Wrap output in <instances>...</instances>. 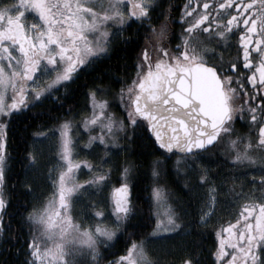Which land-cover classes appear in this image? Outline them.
<instances>
[{"label":"snow or ice","instance_id":"1","mask_svg":"<svg viewBox=\"0 0 264 264\" xmlns=\"http://www.w3.org/2000/svg\"><path fill=\"white\" fill-rule=\"evenodd\" d=\"M21 118L55 148L47 196L34 143L9 186ZM173 156L183 195L160 183ZM180 233H214L210 264H264V0H0V264H159Z\"/></svg>","mask_w":264,"mask_h":264},{"label":"trees","instance_id":"2","mask_svg":"<svg viewBox=\"0 0 264 264\" xmlns=\"http://www.w3.org/2000/svg\"><path fill=\"white\" fill-rule=\"evenodd\" d=\"M132 55H134V53H132ZM108 63H110V61L105 60L102 64H98L97 66L98 70L106 67ZM86 79H89V75L87 73H81L80 81L83 82ZM115 87L118 88L119 85H115ZM68 103H72V100L69 99ZM65 107H67V105H65ZM41 123H44L42 119H37L35 121L30 120L26 123L25 120L21 118L17 127L14 128L13 131L10 133L9 153H10V156L12 157V159L9 161L11 175H12V179L9 180L10 187H12L15 184L18 177L19 178L23 177V170L20 164V157L22 155L23 150L26 148L27 144L32 142V139H33L32 133L43 131L42 128L37 127V125ZM51 123L53 122L48 121L47 123H45V127H49ZM133 159H136L137 162L141 164L142 169H143L141 171L140 178H139L140 185L141 186L147 185L148 183H150V178H149V174L147 171V165H148V161H150L152 157L151 156L133 157ZM168 167H169V174L166 176L165 179H163L164 178L163 177L160 183L166 184L168 188L173 190L174 194L183 195L184 193L182 192V186H181V184L183 183L178 182L176 179H174V176L171 175L172 174L171 173V161H169ZM15 186L17 188L16 195H15V198L13 199L12 208L9 209V211L12 212L13 214L12 215L13 227H16V221L19 219V212L14 211V209H16L18 205L21 204L23 201L31 200V195H24L18 190L20 186L18 184H16ZM41 187L44 188L45 185H44L43 180L39 178L37 191H40ZM144 200H145V209H147V204H146L147 197L146 196H144ZM149 230L150 229H146V231H149ZM210 240L211 239H208V238L204 239L201 237H197L196 234L193 233L183 238L182 241L178 242V244L176 242H172L168 244L169 245L168 251L166 252L170 254H175V251L178 248L177 251L180 250V253H179L180 256L185 255L183 254L185 251H187V253L191 252L192 255L194 256L197 253H199L198 259L200 260L201 264H210L209 259L207 257V249L210 248V245H208ZM123 247L124 245L122 243H117L115 245V249H122ZM170 247L172 249H170ZM115 249H113L112 251H114ZM116 254H119V253L116 252ZM110 258L111 257L107 255H105L104 257V259H110ZM87 260L88 258L86 259V261H83V264H87Z\"/></svg>","mask_w":264,"mask_h":264},{"label":"rangeland","instance_id":"3","mask_svg":"<svg viewBox=\"0 0 264 264\" xmlns=\"http://www.w3.org/2000/svg\"><path fill=\"white\" fill-rule=\"evenodd\" d=\"M29 19L31 17L29 16ZM87 140V135H81L80 139L77 141L78 144H82L84 141ZM35 144L36 151L38 153V160H39V167L38 172L40 174V179L43 180L45 187H41V189H44V195L47 196L51 192V185L46 182L44 179V176L47 174L48 167L54 166L56 164V158H55V148L51 144V138H38L33 140L32 142ZM84 153H81L80 158H83ZM86 178V175H81L80 179ZM150 231V230H149ZM174 236H169L167 240L165 241H157L153 245H151L152 251H158L161 250V246L163 244H170L172 242H175L174 239H172ZM75 258L78 262V264H83V261H86L88 256L81 254L79 252L75 253Z\"/></svg>","mask_w":264,"mask_h":264},{"label":"flooded vegetation","instance_id":"4","mask_svg":"<svg viewBox=\"0 0 264 264\" xmlns=\"http://www.w3.org/2000/svg\"><path fill=\"white\" fill-rule=\"evenodd\" d=\"M178 2L180 3V4H182L183 3V0H178ZM30 17H31V15H29ZM176 28H177V30L179 29V25H177L176 26ZM173 43H175V41H173ZM237 127L238 128H240V130L243 132V131H246V129L245 128H243V127H241V124L240 123H238L237 124ZM218 151V150H217ZM175 159H176V157L175 156H173L172 158H171V164H172V162L173 161H175ZM171 175H173L174 176V179H176L178 182H180V183H183V181H184V179H185V177H183V176H177L176 175V173H175V171L174 170H172L171 169ZM257 175H259V173H257ZM166 178V176H164V178L163 179H165ZM181 186H182V184H181ZM219 215H225L226 216V214L225 213H218ZM174 237L172 238V239H174V241L178 244V242H180V241H182V239L183 238H185V237H187L188 235H186V234H184V233H180V234H177V235H173ZM208 239H211L210 240V242H209V244L208 245H210V247L213 245V242H214V240H215V236H214V233L210 236V238H208ZM168 244L166 245V244H163L161 247V250H158V251H152L151 252V254L158 260V262H159V264H168V261L170 260V259H174L175 260V264H180V260L182 259V258H184L185 257V255L187 254V251H185L183 254H185V255H182V256H180L179 255V253H180V250L179 251H177L178 250V248L176 249V251H175V254H170V253H168V252H166V251H168ZM175 247V246H174ZM170 249H172L171 247H170ZM179 256V257H178ZM105 260H107V259H105Z\"/></svg>","mask_w":264,"mask_h":264}]
</instances>
